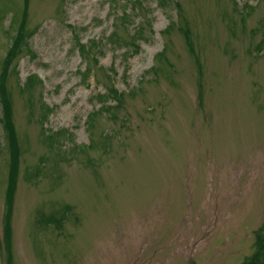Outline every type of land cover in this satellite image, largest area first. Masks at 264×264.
<instances>
[{
  "label": "rangeland",
  "instance_id": "obj_1",
  "mask_svg": "<svg viewBox=\"0 0 264 264\" xmlns=\"http://www.w3.org/2000/svg\"><path fill=\"white\" fill-rule=\"evenodd\" d=\"M23 13L0 0V79ZM27 34L7 71L22 152L10 215L0 120V264H249L264 0H30Z\"/></svg>",
  "mask_w": 264,
  "mask_h": 264
},
{
  "label": "trees",
  "instance_id": "obj_2",
  "mask_svg": "<svg viewBox=\"0 0 264 264\" xmlns=\"http://www.w3.org/2000/svg\"><path fill=\"white\" fill-rule=\"evenodd\" d=\"M116 0H110V3L114 4ZM29 5H30V0H24V13H23V20L17 30L16 35L14 36L12 48L8 53V56L5 61L4 65V72L1 75L0 79V100H1V105H2V120L3 122V129L6 132V137L9 143V149H10V160H11V167L8 173V187H7V194H6V201H7V207H8V214L10 215L13 211V200H14V195L16 192V187H17V180H18V175L20 171V162H21V157H22V152L20 149L19 145V139L17 136V130L13 121V105L10 99V92L7 87V71H9V67L11 66V62L15 60L18 55H19V50L17 49V46H25L28 42V37L31 35L27 34V17L29 13ZM182 31H184L185 36L187 33V36H189V32L187 30H184V28H181ZM191 33V32H190ZM189 41V38H188ZM94 46H97L94 44ZM81 48L84 50L85 47L81 46ZM191 51H193L192 46L190 45ZM88 52V50H87ZM165 52L160 54V57H164ZM87 74L89 75L91 72L89 70H86ZM30 85H33L35 83H41V80H38V78H30L29 79ZM110 94L113 95V97L119 102L122 101L123 99V94L118 93L116 90H110ZM112 106H107L106 109H104V112H109L111 111ZM47 111L46 116L49 115ZM89 125L92 126V130L95 127V119H92L89 121ZM49 139L52 142V146L55 147L57 146L58 141L57 138H52L49 137ZM103 144L106 145L107 141H104L101 139ZM95 143V142H94ZM36 175H39V170L37 171ZM49 223V222H48ZM58 222L53 220L54 225H58ZM7 231H8V237L10 238L11 235V229H10V218L8 217L7 220ZM256 255L255 257L251 260L249 264H264V234L259 233L258 236L256 237Z\"/></svg>",
  "mask_w": 264,
  "mask_h": 264
},
{
  "label": "bare ground",
  "instance_id": "obj_3",
  "mask_svg": "<svg viewBox=\"0 0 264 264\" xmlns=\"http://www.w3.org/2000/svg\"><path fill=\"white\" fill-rule=\"evenodd\" d=\"M14 45V44H13ZM30 47V44H29V41L27 42V44L25 46H17V49L19 50V54H24L25 52H28L27 51V48ZM12 48V47H11ZM11 48H9L8 52H7V55L8 56V53L9 51L11 50ZM16 60V59H15Z\"/></svg>",
  "mask_w": 264,
  "mask_h": 264
}]
</instances>
